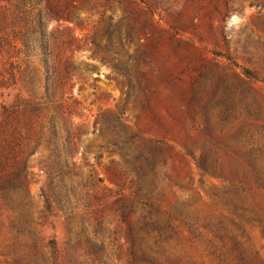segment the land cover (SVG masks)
<instances>
[{"label": "rangeland", "instance_id": "rangeland-1", "mask_svg": "<svg viewBox=\"0 0 264 264\" xmlns=\"http://www.w3.org/2000/svg\"><path fill=\"white\" fill-rule=\"evenodd\" d=\"M50 1L73 18L48 29L76 36L59 48L81 67L78 148L29 157L26 185L1 199L0 264H51L53 237L57 264H264V81L242 72L264 78V0ZM21 45L0 69L19 63L43 90ZM145 216L174 228L141 229Z\"/></svg>", "mask_w": 264, "mask_h": 264}, {"label": "trees", "instance_id": "trees-1", "mask_svg": "<svg viewBox=\"0 0 264 264\" xmlns=\"http://www.w3.org/2000/svg\"><path fill=\"white\" fill-rule=\"evenodd\" d=\"M9 10H11L10 13H8ZM52 19L57 21L73 20L72 16L64 13L50 0H0V57L6 44L20 41L22 45L18 52H24L26 64L28 65L30 58L35 55L39 56L44 67L43 90H40V86L33 76L24 77L19 63L15 65L10 61L8 68L0 69L1 95L4 94L5 88L16 87L17 71L20 72V79L23 83L12 102L9 104L2 102L0 117V227L3 224L1 199L9 197L13 200L16 187L26 185L28 160L38 147L45 144L49 148L50 154L56 157L64 152L65 144L68 146L70 154H74L78 148L74 141L77 136L73 119L76 99L72 92L73 78L81 71V67L71 61L69 57L63 58L59 48L62 45H71L76 40V36L74 33L70 34L59 42V37L48 29V22ZM15 67H17V71ZM115 67L123 68L118 64H115ZM242 72L248 77L264 81V78H258L249 68H243ZM126 74H129L128 69H126ZM127 82L129 87L133 86L130 76H128ZM42 110H47V118L37 122ZM21 113L26 114L25 122H21ZM62 140L64 141L62 142ZM61 142L65 143L63 148ZM20 160L23 161L22 166H18ZM198 165L201 174H214L206 159H201ZM44 167L52 175L54 166L45 165ZM140 191L141 186L139 185L135 192V196L138 198H140ZM49 200L47 197V201ZM47 206L50 208V203ZM146 226H151L161 234L174 228L170 221L159 225L148 216H145L140 228ZM129 234H131L130 228ZM49 243L54 258L51 264H57L56 238H51Z\"/></svg>", "mask_w": 264, "mask_h": 264}]
</instances>
